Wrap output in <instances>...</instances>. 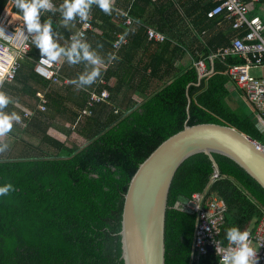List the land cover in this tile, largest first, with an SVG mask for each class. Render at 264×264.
Segmentation results:
<instances>
[{
	"label": "trees",
	"instance_id": "obj_1",
	"mask_svg": "<svg viewBox=\"0 0 264 264\" xmlns=\"http://www.w3.org/2000/svg\"><path fill=\"white\" fill-rule=\"evenodd\" d=\"M6 1L0 0V13ZM54 2L55 9L40 14L39 22L50 21L53 41L67 51L69 32L59 25L64 0ZM214 6V2L208 3L200 10L199 20L208 18L211 26L229 23L232 32L228 36L220 32L210 46L196 49L198 53L203 50L205 56L230 46L245 32L232 29L224 14L208 17ZM98 7L93 2L88 10L93 13V30L106 17ZM77 19L74 14L69 23L77 25ZM146 29L138 34L143 35ZM116 31L110 30L112 43ZM198 53H192L195 62L199 61ZM41 55L40 50L29 53L35 59ZM26 63L28 60L14 80L27 79L24 69L34 75ZM241 63L244 60L236 55L224 61L213 59V72L199 80L195 65L165 78L158 76L159 65L151 62L150 73L137 78L132 86L137 101L111 108L109 94L108 104L100 102L90 108L81 124L87 136L82 144L70 147L54 142L53 154L28 150L0 153V186L10 185L0 194V264H123L119 231L124 195L140 163L161 142L185 125L213 123L231 126L264 144L261 126L241 107L233 108L227 101L225 85L231 81L227 65ZM213 157L219 167L215 180H210L215 169L204 153L186 159L173 177L165 216V264H190L193 254L197 217L182 206L175 207L180 195L189 199L193 193L208 189L225 201L223 240L227 228L252 230L264 217V189L231 159L218 154ZM210 257L209 263L217 264L212 254Z\"/></svg>",
	"mask_w": 264,
	"mask_h": 264
},
{
	"label": "crops",
	"instance_id": "obj_2",
	"mask_svg": "<svg viewBox=\"0 0 264 264\" xmlns=\"http://www.w3.org/2000/svg\"><path fill=\"white\" fill-rule=\"evenodd\" d=\"M245 1L248 6V17H259L264 21V0L253 3L250 0ZM109 2V12L98 7L106 17L99 20L101 22H98L100 26L98 29L89 31L84 42L88 45V50L99 57L100 64L94 65L84 59L69 62L66 55L61 56L55 61L61 66V82L53 83L35 72L33 68L35 58L30 56L31 59L26 64L34 75L28 74L24 69L26 80L16 79L0 85V93L9 100L8 104L0 107V111L7 114L15 112L20 116L19 121H11L12 128L7 133L0 134L1 154L9 153L10 150L18 154L22 153V150L53 154L56 152L54 142L70 147L82 144L87 138L81 126L86 115L80 111L85 107L92 90L107 91L110 94L111 108L115 106L117 109L120 108L121 103L137 101L138 95L132 91V86L137 83V78L150 73L151 62L156 66L159 65L158 76L165 78L175 76L180 70L195 65L192 53H198L196 49L210 46V43L214 42V37L220 32L225 36L232 32L231 29L229 30V23L211 26L208 18L205 21L199 20L200 10L207 8L208 3H213V0L212 2L211 0H109ZM16 11L18 10L13 5H9L7 0L0 16L8 13V18L11 15V19H15L17 17L12 13ZM124 14L136 22L125 26ZM62 21H59L60 27L69 34L76 30L77 25L69 22L64 24ZM145 27L157 30L164 34L166 39L159 42L150 41L147 35L145 39L146 31H143V35L138 34L139 30H145ZM112 29L117 30L115 36L127 31L129 38L128 42L117 51L112 49V39H109L112 37L110 33ZM33 50L40 49L34 46L31 51ZM77 51L81 52L79 48ZM211 53L212 51H209V55L205 56L204 51L201 50V53L197 54L199 61H203L204 73L207 74L213 72ZM206 59L209 60V64ZM93 68L99 70L98 75L90 84L82 83L79 77L86 76ZM261 73L264 74V70ZM101 80L103 83H100ZM225 87L229 91L227 98L229 105L233 108L241 107L264 131V115L261 121L257 120L243 91L231 81L227 82ZM41 97L47 100L44 112L38 109ZM113 100H116L115 104ZM26 112L31 114L26 116Z\"/></svg>",
	"mask_w": 264,
	"mask_h": 264
},
{
	"label": "built area",
	"instance_id": "obj_3",
	"mask_svg": "<svg viewBox=\"0 0 264 264\" xmlns=\"http://www.w3.org/2000/svg\"><path fill=\"white\" fill-rule=\"evenodd\" d=\"M257 1V0H254ZM55 9L54 0H50ZM215 6L207 13L208 17L224 14L225 18L231 21V27L237 31L245 30L244 34L236 37L230 46L218 49L210 54L212 59L225 60L227 56L236 55L244 60L241 64L227 65L226 74L235 86L243 91L244 97L253 109V114L257 120L261 121L264 115V74L259 76L252 74V70H264V22L259 17H248V6L242 0H213ZM9 5H13V0H8ZM52 10H41L40 14ZM10 13V12H9ZM125 26H130L136 21L124 14ZM92 14L88 12L86 20H81L78 16L76 30L69 34V47L73 43L72 37L84 43L89 31L93 29ZM23 19L8 18V13L0 16V85L3 82L14 81L23 61L31 59L30 51L34 48L32 37L36 33H29L24 26ZM87 25V27H84ZM80 33V35H77ZM146 35L150 41H164V34L153 28L146 29ZM128 42L127 34H117L112 43V49L117 51L122 45ZM42 56L33 62L35 72L43 79L53 83H60V64L55 61L49 63L42 62ZM46 59V56L43 58ZM201 73H204L203 61L195 63ZM100 83H103L101 80ZM109 93L105 90L89 93L85 107L80 111L82 114H90V108L100 102L108 101ZM47 100L41 97L38 109L41 112L46 110ZM31 112H26L29 116ZM259 123V122H258ZM253 140V139H252ZM257 149L264 154V144L253 140ZM218 174L214 172L210 180H215ZM192 206V213L196 214L197 223L194 232L193 254L190 264H210V254L216 259L217 264H221L223 253H217V242L221 247L228 244L227 237L222 239V227L225 224V213L227 206L225 201L208 189L195 192L189 198ZM250 246L257 252V264H264V217L260 219L254 229H247ZM235 246V244H233ZM211 249V251H210ZM213 261V260H212Z\"/></svg>",
	"mask_w": 264,
	"mask_h": 264
},
{
	"label": "water",
	"instance_id": "obj_4",
	"mask_svg": "<svg viewBox=\"0 0 264 264\" xmlns=\"http://www.w3.org/2000/svg\"><path fill=\"white\" fill-rule=\"evenodd\" d=\"M197 71L199 80L207 75ZM199 153L208 156L217 174L219 167L213 154L231 159L264 189V154L249 136L227 125H185L161 142L130 179L119 231L123 264H165L169 189L180 165ZM180 206L192 213L189 199L181 195L175 204L176 208Z\"/></svg>",
	"mask_w": 264,
	"mask_h": 264
},
{
	"label": "clouds",
	"instance_id": "obj_5",
	"mask_svg": "<svg viewBox=\"0 0 264 264\" xmlns=\"http://www.w3.org/2000/svg\"><path fill=\"white\" fill-rule=\"evenodd\" d=\"M93 2L103 11L109 12V0H64L59 9L63 16L62 23L67 24L73 19L74 14L79 16L81 20H86L90 4ZM13 7L18 11L13 12L12 15L23 19L25 22L24 26H26L29 33H36L32 37V42L44 54L42 56V62L49 63L50 61H55L60 57L61 53H64L69 62L84 59L94 65L101 63L99 57L88 50V45L76 40L75 37H72L73 43L67 51L63 47H58L57 43L53 41L50 21H45L43 25L39 22L40 10L53 9V4L50 0H13ZM84 27H87V25H84ZM77 35H80V33H77ZM78 48L81 52L77 51ZM45 56L46 59H43ZM98 71L97 68H93L86 76L81 75L79 79L84 84H90L98 75ZM8 103V98L0 93V107ZM19 120L20 116L15 112L7 114L0 111V134L7 133L12 128L11 121ZM9 187L10 185L7 184L0 186V194L6 193ZM226 233L227 246L221 247L218 241L216 248L217 253H223L221 264H257V251L250 246V241L248 240L249 233L247 231H241L235 226L227 228Z\"/></svg>",
	"mask_w": 264,
	"mask_h": 264
},
{
	"label": "rangeland",
	"instance_id": "obj_6",
	"mask_svg": "<svg viewBox=\"0 0 264 264\" xmlns=\"http://www.w3.org/2000/svg\"><path fill=\"white\" fill-rule=\"evenodd\" d=\"M254 70H255V69H254ZM260 72H261V71H260L259 69H256V71H253V70H252L251 73L254 74V75H256V76H259V75H260Z\"/></svg>",
	"mask_w": 264,
	"mask_h": 264
}]
</instances>
